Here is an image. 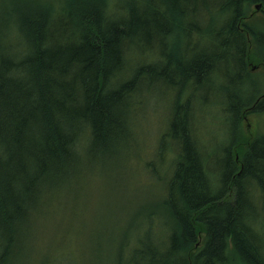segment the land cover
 <instances>
[{"label": "trees", "instance_id": "1", "mask_svg": "<svg viewBox=\"0 0 264 264\" xmlns=\"http://www.w3.org/2000/svg\"><path fill=\"white\" fill-rule=\"evenodd\" d=\"M251 5L264 11V0H0V264L25 260L71 184L122 165L152 95L166 109L153 153L172 157L166 221L133 225L116 264H264V127L234 153L243 112L264 118L247 68L250 45L264 64ZM203 104L229 121L220 157L199 147Z\"/></svg>", "mask_w": 264, "mask_h": 264}, {"label": "rangeland", "instance_id": "2", "mask_svg": "<svg viewBox=\"0 0 264 264\" xmlns=\"http://www.w3.org/2000/svg\"><path fill=\"white\" fill-rule=\"evenodd\" d=\"M254 6L249 7L245 24L261 27L264 31V11L256 10ZM247 68L253 80L261 81L260 86L264 85V64L254 54L251 45ZM150 98L145 113L137 117L142 124L138 125L136 139L132 141L133 147L124 154L122 165L111 172V177L105 176V180L92 175V179L85 178L71 184L59 203L37 221V226L34 225L33 233L36 237L33 235L31 245L24 247L22 257L25 260L20 264H42L45 256L51 254L52 259L59 256L54 264H116L120 256L129 255L135 247L138 230L130 234L133 225L143 230L149 221L166 218L160 210V202L164 196L172 157L165 154L159 159L152 147L153 138L166 117V109L161 98L155 95ZM214 102L217 103L218 98L213 99L212 103ZM209 106V109L204 104L193 108L196 124L194 128L198 132L200 130L199 147L205 150L204 145L208 146L214 157H220L222 148L221 151L217 149L227 141L229 121L222 119L220 105ZM198 115L204 121L198 123ZM263 127V117L253 112H243L242 120L237 126L239 136L235 135L239 137L237 147L234 148L238 158L242 157L249 142L263 131ZM198 139L200 140L197 137L196 140ZM168 152L171 153L170 147ZM146 162L151 163L150 166ZM214 167L218 168L217 165ZM137 217L142 223L135 226L134 219ZM163 231L164 228H160L159 233ZM58 237L64 240L61 251L53 246Z\"/></svg>", "mask_w": 264, "mask_h": 264}, {"label": "water", "instance_id": "3", "mask_svg": "<svg viewBox=\"0 0 264 264\" xmlns=\"http://www.w3.org/2000/svg\"><path fill=\"white\" fill-rule=\"evenodd\" d=\"M259 8H260V5H257L255 9L258 10Z\"/></svg>", "mask_w": 264, "mask_h": 264}]
</instances>
